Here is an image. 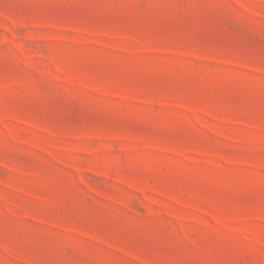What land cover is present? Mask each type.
<instances>
[{
  "label": "rangeland",
  "instance_id": "1",
  "mask_svg": "<svg viewBox=\"0 0 264 264\" xmlns=\"http://www.w3.org/2000/svg\"><path fill=\"white\" fill-rule=\"evenodd\" d=\"M0 264H264V0H0Z\"/></svg>",
  "mask_w": 264,
  "mask_h": 264
}]
</instances>
